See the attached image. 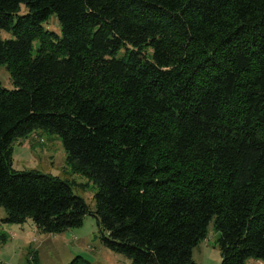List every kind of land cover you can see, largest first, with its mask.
Instances as JSON below:
<instances>
[{"label": "trees", "instance_id": "1", "mask_svg": "<svg viewBox=\"0 0 264 264\" xmlns=\"http://www.w3.org/2000/svg\"><path fill=\"white\" fill-rule=\"evenodd\" d=\"M0 30L5 221L54 232L91 213L133 264H197L212 222L219 264L264 261V0H0ZM34 129L60 136L93 208L12 166Z\"/></svg>", "mask_w": 264, "mask_h": 264}, {"label": "rangeland", "instance_id": "2", "mask_svg": "<svg viewBox=\"0 0 264 264\" xmlns=\"http://www.w3.org/2000/svg\"><path fill=\"white\" fill-rule=\"evenodd\" d=\"M44 24L49 29L59 31L55 13H50ZM0 34L3 37L11 36L10 32L4 30H0ZM34 50L35 45L32 52ZM0 82L12 87L4 64H0ZM12 166L58 176L93 208L96 186L86 174L67 162L66 151L57 133L34 129L26 136L14 139ZM4 215L5 210L0 206V264H67L71 260L76 264H133L126 255L104 245L103 231L91 213H86L80 224L54 232L37 228L31 219L22 223L5 221ZM218 233L210 222L206 236L192 250L197 264L220 263L216 243ZM245 264H264V261L249 257Z\"/></svg>", "mask_w": 264, "mask_h": 264}]
</instances>
